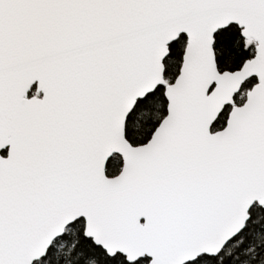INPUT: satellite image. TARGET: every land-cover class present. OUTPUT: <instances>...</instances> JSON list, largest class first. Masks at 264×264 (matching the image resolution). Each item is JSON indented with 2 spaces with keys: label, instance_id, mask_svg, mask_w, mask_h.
<instances>
[{
  "label": "snow or ice",
  "instance_id": "6c2138e0",
  "mask_svg": "<svg viewBox=\"0 0 264 264\" xmlns=\"http://www.w3.org/2000/svg\"><path fill=\"white\" fill-rule=\"evenodd\" d=\"M0 264H264V0H0Z\"/></svg>",
  "mask_w": 264,
  "mask_h": 264
}]
</instances>
